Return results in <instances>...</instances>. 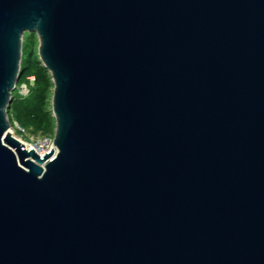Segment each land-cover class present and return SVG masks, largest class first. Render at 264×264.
Listing matches in <instances>:
<instances>
[{"label":"water","instance_id":"1","mask_svg":"<svg viewBox=\"0 0 264 264\" xmlns=\"http://www.w3.org/2000/svg\"><path fill=\"white\" fill-rule=\"evenodd\" d=\"M26 32L43 155L10 131ZM0 264H264V0H0Z\"/></svg>","mask_w":264,"mask_h":264},{"label":"trees","instance_id":"2","mask_svg":"<svg viewBox=\"0 0 264 264\" xmlns=\"http://www.w3.org/2000/svg\"><path fill=\"white\" fill-rule=\"evenodd\" d=\"M35 37L32 34L30 41L35 40ZM22 84L28 87L26 95L18 90ZM53 88L50 72L40 61L37 51L31 50L23 58L20 79L12 93L8 110L11 123L17 121L31 136L54 137L56 121L52 114Z\"/></svg>","mask_w":264,"mask_h":264},{"label":"rangeland","instance_id":"3","mask_svg":"<svg viewBox=\"0 0 264 264\" xmlns=\"http://www.w3.org/2000/svg\"><path fill=\"white\" fill-rule=\"evenodd\" d=\"M35 33H30V32H26L24 35V58L27 57V55L30 53L31 50L34 49V51L38 53V46H39V40L38 37L36 35V37L34 38L35 40H31L30 41V36ZM19 92L21 94H23L25 92V89L22 88V86L19 87ZM13 124L15 125V121L13 122ZM10 131L14 132V134L16 135L17 138L22 139L27 145L36 147L38 145V139L41 137H46V136H31L28 135L27 131L26 132H21L18 129H16V131L13 130L12 127H10ZM52 139L54 137H51Z\"/></svg>","mask_w":264,"mask_h":264},{"label":"built area","instance_id":"4","mask_svg":"<svg viewBox=\"0 0 264 264\" xmlns=\"http://www.w3.org/2000/svg\"><path fill=\"white\" fill-rule=\"evenodd\" d=\"M22 88L25 89V92L23 95H26L28 93V87L26 84L21 85ZM11 127L13 128L14 131L18 129L21 132H26L25 128L22 127L17 121H15V125L12 124ZM12 132V131H11ZM12 134L16 137L14 132ZM19 139V138H18ZM22 142H24L22 139H20ZM25 143V142H24ZM26 144V143H25ZM27 146V144H26ZM40 154H44L45 152L49 151L51 148H53V139L51 137H41L38 139V145L34 147Z\"/></svg>","mask_w":264,"mask_h":264},{"label":"bare ground","instance_id":"5","mask_svg":"<svg viewBox=\"0 0 264 264\" xmlns=\"http://www.w3.org/2000/svg\"><path fill=\"white\" fill-rule=\"evenodd\" d=\"M27 147H28V148H31V147H33V146L27 145Z\"/></svg>","mask_w":264,"mask_h":264}]
</instances>
